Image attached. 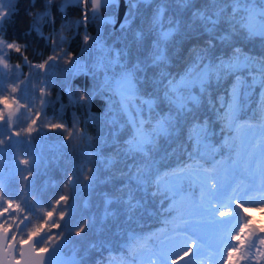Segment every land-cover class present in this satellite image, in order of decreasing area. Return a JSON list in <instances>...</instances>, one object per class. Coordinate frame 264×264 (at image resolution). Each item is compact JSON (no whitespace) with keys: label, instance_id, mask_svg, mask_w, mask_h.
I'll return each mask as SVG.
<instances>
[{"label":"trees","instance_id":"1","mask_svg":"<svg viewBox=\"0 0 264 264\" xmlns=\"http://www.w3.org/2000/svg\"><path fill=\"white\" fill-rule=\"evenodd\" d=\"M4 3L10 9L0 35L8 43L15 41L20 51L7 47L0 50V55L5 57L10 66L0 67V97L10 94L9 84H18L27 78V87L21 84L15 93L23 105L33 97H38L39 88L42 87L44 69H38L36 65L43 63L50 55L60 54L61 49L75 58L84 46L82 39L84 34L90 35L95 31V22L90 18L87 6L88 22L79 25L75 23L82 20L85 14L82 3L66 5L62 0H53L51 6L47 0H4ZM192 3L194 7L184 9L176 0H139L136 16L124 29L121 27L115 29L108 24L104 28V35L112 50L122 55L121 64L131 68L132 65L139 63L143 69L135 74L137 95L156 99V105L151 113L153 124L161 115L170 112L175 115V109L163 98L162 85L156 83L161 78L160 73H167L168 79L175 77L178 80L194 63L192 49L205 47L209 39L208 34L202 30L193 35L189 28L192 13L203 10L207 0H192ZM248 3L257 9L262 6L261 0H248ZM159 8H163L164 13L159 21L154 23ZM45 11L49 12L50 16L39 22V26L36 27L35 14ZM114 12L113 5L102 10L103 15ZM177 20L180 22L179 30L166 44L160 45L164 49L166 61L152 64L151 57L155 54L153 46L158 41L160 33L176 28ZM199 23L196 22L197 25ZM225 31H232V27L222 23L217 35ZM61 35L65 37L63 43L59 42ZM53 41H56L55 49ZM213 43L215 44L211 49L213 62H218L217 57L227 58L231 55L233 47H238L243 53L257 59L264 57V37L247 36L238 23L235 31H232L231 44L218 39ZM84 55L83 52L80 54L82 57ZM66 59L61 54L55 67H46V98L44 97L46 104L37 125L40 131L33 133L31 145L22 143L18 147H6L0 151V185L9 191L8 198L18 202L23 198L26 210H31L32 216L37 214L40 221L46 214L45 210H51L55 198L60 194L70 193L73 198L69 201L72 205L71 215L66 217L68 227L73 233L75 226L83 221H88V227L79 237L70 236L66 251L68 253L74 251L82 260L80 264H95L101 259L107 264L110 254L116 257L114 264H120L121 257L132 259L127 256V245L133 237L147 236L165 227L172 231L173 222L164 224L165 220L172 221L174 215L169 212L172 193L153 195L154 187L149 186L145 190L133 182L131 185L133 194L135 200L140 201V206L131 213L128 211V205L124 203L128 190L121 192L119 189L129 183L128 177L122 176L121 172H127L125 163H131V160L126 161L123 153L118 154L116 149L118 145L123 146V142L132 132L129 117L135 116L136 108L141 107L145 117L149 114L148 108L137 100L125 110L116 88L105 83L99 74L94 76L75 74L71 68L72 64L66 63ZM198 70L194 69L193 74ZM253 74L256 73L249 68L242 69L235 75H240L250 84ZM235 75L222 74L219 80L213 77L206 85L196 114L201 122L207 121L209 131L207 140L201 143L199 150L197 151L194 141L189 139L191 117H179L172 135L160 137L157 150L151 153L154 173L157 170L163 173L188 163L189 153L198 156L204 152L206 157L203 158L209 161V166L212 157L216 161L229 158V164L232 160H237L236 148L239 146L241 150V143L238 138L232 140L235 131L225 127V121L222 119L224 109L221 107L222 103L226 105L231 98L230 91ZM164 83H167L166 79ZM69 89L74 90L78 97L81 91L87 92L90 89L95 95L86 106L82 102H70L67 94ZM193 91L200 95L199 88ZM184 94L187 95V92ZM260 99L261 89L258 84L242 91L237 111L238 123L247 120L259 121ZM35 102L37 109L41 111L39 100L36 99ZM9 103L11 104V101ZM0 107L3 105L0 104ZM23 111L21 109V112ZM26 123L25 118L21 116L17 127H25ZM50 123H64L74 132L83 130L82 135L85 139L75 141L66 139L67 132L64 130H52L44 126ZM150 127L151 125H146V129L150 130ZM4 131L5 129L0 127V132ZM257 138L258 136L253 137L250 141V149ZM226 139L229 140L228 144H225ZM77 143L79 147L75 146ZM214 149L216 151H213ZM17 153L21 158L30 161L35 158L28 166L33 175L27 182L22 179L27 175V171H20L26 166L21 168L15 161ZM90 153L97 155H88ZM207 155H210V158ZM88 160L92 163L87 164V167L93 168L96 176L91 185L83 179V175L87 174L86 170L83 174L78 171L80 165ZM110 161L113 162L109 163ZM245 161L246 158L240 156L235 166L237 178L243 173L247 174L244 170ZM74 171L79 179L73 188L65 189L66 176L73 174ZM230 183L235 181L230 180ZM179 191L187 196L197 197L200 189L198 184H189L185 181L182 190ZM28 193L30 195H27ZM108 197L113 198V201L107 207ZM189 201H186V204ZM105 211L111 214L104 217ZM54 215L58 216V212ZM34 225L36 224H30L28 228ZM129 233H132L131 237ZM158 243V240L151 241L148 246L155 247ZM139 258L141 257L135 259L134 264H138L136 261Z\"/></svg>","mask_w":264,"mask_h":264},{"label":"snow or ice","instance_id":"2","mask_svg":"<svg viewBox=\"0 0 264 264\" xmlns=\"http://www.w3.org/2000/svg\"><path fill=\"white\" fill-rule=\"evenodd\" d=\"M51 6L53 0H47ZM75 2L82 3L85 7V14L82 20H77V25L86 24L89 20L87 15L88 3H91V18L96 19L99 16L101 8V0H64V3ZM116 0H103L105 6L115 3ZM139 2V0H134ZM178 4L184 9L194 7L192 0H176ZM262 6L257 9L254 5L249 4L248 0H207L203 10H197L192 13V23L189 25L190 31L193 35L198 34L200 30L207 33L209 39L206 41V46L203 48H194L193 65L180 76L177 80L175 77L168 79V74L161 72L160 80L156 83L162 85L164 92L163 98L175 109V115L171 112L159 116L152 123V111L156 105L155 98H144L138 96V89L136 87L137 71H142L139 63L132 65L131 68L127 65L119 64L120 53L117 51L114 61L119 65L122 71L120 72L117 84L119 86V94L121 97V104L125 110L129 106L139 100L140 104L146 105L148 108V116L145 117L141 107L136 108L135 116H130L132 132L129 138L123 142V146H117V153H123L126 161L131 160V163H125L127 172H121L122 176H127L129 183L124 185L119 191L123 192L127 189V199L124 201L128 205V211L131 213L134 209L140 206V201L135 200L134 190L131 187L134 182L138 187L147 190L149 186L155 188L153 195L157 193L167 195L172 193L171 203L169 205V212L174 213L172 221L165 220L164 224L175 222L172 228L171 235L168 234V229H158L156 233L148 234L147 236L133 237L131 242L127 245V256L121 257L120 264H134L137 257H143L145 252L148 254L150 264H205V259L209 261L211 257H205V243L202 238L195 234L189 235L190 225L194 223V217L201 212L211 215L213 220L223 227L224 231L231 232L237 227L236 224L231 223L232 218L240 216V208H244L245 203H264V57L259 59L249 56L242 52L238 47H233L231 55L224 57H217L218 62H213L211 58V49L215 47L214 40L227 44H231L232 31H235L236 24L240 25L247 36H261L264 37V0H261ZM10 7L6 6L4 0H0V33L3 32V25L9 15ZM164 9L159 8L154 23L159 21L163 16ZM34 25L39 26V22L44 21L50 16V13L45 11L43 13H36ZM101 23L112 22L104 21L102 16L99 17ZM199 21V25L196 22ZM130 21L125 20L120 25L124 29ZM172 23V21H169ZM176 28L168 31H162L159 35L158 41L154 44L155 54L151 57L152 64L165 62L164 49L160 47L161 43L166 44L171 37L179 30L180 22L177 20ZM222 23L231 25L232 31H225L223 34L217 35ZM84 49L90 47L89 41L92 39L87 33L83 36ZM60 43L65 42V37L60 36ZM97 46L100 42L94 41ZM54 49L56 41H53ZM4 47L9 49L15 48L17 52L20 47L15 41L8 43L2 35H0V50ZM63 54L67 59L66 63L76 64V58L71 54L61 49L60 54L50 55L43 63L36 65L38 69H45L47 67H55L56 62ZM207 61V63H205ZM0 64L4 68H9L7 60L3 55H0ZM200 71L193 75L194 69ZM251 68L256 74L251 75V83H247L239 73L242 69ZM222 74H234L235 80L230 91V100L225 105L221 104L224 109L225 127L235 131V136L232 140L239 138L241 133L245 130L252 133L255 137L258 130V138L255 143L251 145V149L247 153V159L244 163V170L248 174L249 183L245 182L243 175L237 178L235 166L241 156L240 147L236 148L237 160H232L229 164L228 159L222 158L216 161L212 157V162L209 166V161L204 160L203 154L193 156L189 153V162L178 165L176 168L169 169L163 173L158 170L153 171L154 161L151 153L157 150L158 140L160 137L170 136L173 130L177 127L179 117L190 116L191 122L189 125V139L194 141L197 151L201 143L208 138L207 121L201 122L196 114V109L201 104V96L206 91V85L210 83L211 79L215 77L217 80L221 78ZM167 83H164V80ZM24 84L27 87V78L18 84H9L8 88L11 90L10 94L0 97V127L4 128V132H0V151L6 147H18L22 143L31 145L33 140V133L40 131L37 127L39 118L42 112L36 107V99L39 100L42 108L46 101L44 99L45 88H39V96L33 97L28 103L20 104L19 99L15 93L20 85ZM259 85L261 89V99L259 107V122L253 123L245 121L237 122V111L239 108V99L242 91L245 88H252ZM35 88V86H33ZM199 88L200 95H197L193 90ZM187 92V95L184 93ZM95 92L88 90L81 91L77 102H82L86 106L91 103ZM223 101V98H221ZM11 101V104L9 103ZM211 103V100H209ZM21 109L24 111L21 112ZM19 114V115H18ZM21 116L27 121L25 127H17L21 121ZM146 125H151L150 130L146 129ZM52 130H64L67 132L66 139L78 140L85 139L82 135L83 130L74 132L73 129L66 127L64 123H50L44 125ZM75 125H73V128ZM23 137V139H18ZM91 139V138H87ZM229 140H225L228 144ZM79 147L77 143L75 145ZM207 146V145H206ZM213 151H216L215 149ZM88 155H97V153H90ZM140 158L139 160L137 158ZM19 163L26 166L20 171H27V175L23 176V181L27 182L33 175L30 163L34 162L29 159H24L17 153ZM110 161L109 163H112ZM92 163L88 160L85 164L80 165L78 171L83 174L86 170L87 174L83 175V179L91 185L92 181L96 179L93 168L87 167V164ZM254 166V171H253ZM258 177L259 182H255ZM79 177L76 171L71 175L66 176L65 189L73 188ZM230 180L235 183H230ZM187 181L189 184H198L199 196L192 200L190 196L182 193V186ZM230 189V190H229ZM250 192H255V196L249 195ZM242 194V195H239ZM27 195H30L28 193ZM9 197V191L5 190L3 185H0V264H11L12 260H16V264H68L60 258L62 248L69 240L71 235L79 237L81 233L86 231L88 221L75 226V232L68 227V220L66 217L71 215L70 209L72 205L69 201L73 198L70 193L60 194L55 198L51 205V210H45V216L40 223L34 225L32 228H27L26 221H30L32 216L31 210H26V205L21 201H17ZM178 197V198H177ZM247 197L245 203L241 200ZM191 200V205H187L186 201ZM135 201V202H134ZM107 200L106 204L111 203ZM62 209V210H59ZM58 212V216L54 213ZM23 214V219L20 215ZM105 211V216L110 215ZM228 218V219H221ZM63 222V226H62ZM15 224V230H13ZM21 224H25L27 228V235L21 229ZM230 225V226H229ZM244 227H248L245 223ZM57 229L58 231H53ZM241 233L243 228L240 229ZM264 231V230H261ZM17 232L20 233L17 239ZM233 239L238 243L235 245L225 244L224 247L228 249V259L231 264H241V261H248L251 259H264V249L260 245H264V235H258L255 229H251L247 233L246 241L241 240L239 235L233 236ZM158 240L159 243L155 247H149L151 241ZM257 241L259 243H257ZM96 247V245H92ZM255 249V253L252 252ZM16 253L19 259H16ZM233 253H238L235 259H232ZM175 257V259L173 258ZM116 257L111 254L107 258V264H114ZM73 264H80L79 261H74ZM95 264H105L103 259L97 260Z\"/></svg>","mask_w":264,"mask_h":264},{"label":"rangeland","instance_id":"3","mask_svg":"<svg viewBox=\"0 0 264 264\" xmlns=\"http://www.w3.org/2000/svg\"><path fill=\"white\" fill-rule=\"evenodd\" d=\"M119 63H121V60L119 59ZM118 66V65H117ZM0 67H2V64H0ZM119 90V87H117ZM249 95V93H248ZM249 122L258 123L259 121H251L247 120ZM258 130L256 136H258ZM255 136V137H256ZM253 135L251 132L245 130L241 133L239 139V142L241 143V157H245L247 159V153L250 150V141L253 139ZM210 158V155H207ZM203 157H206V154L203 152ZM20 167H23L22 164L19 163V160L16 161ZM254 170V166H253ZM243 178L245 179L246 183H249L248 175L243 173ZM232 181V180H231ZM255 182L258 183L259 179L258 177L255 178ZM179 191V190H178ZM242 195V194H239ZM249 195L255 196V192H250ZM192 200H195L197 197H191ZM247 200V197H244L241 202L245 203ZM191 200L187 203V205H191ZM240 216L238 218H232L231 223L236 224L237 227L234 228L231 232H227L223 230V227L219 224H217L211 215L208 213L201 212L198 215L194 217V223L190 225V231L189 235L195 234L199 238H202V240L205 243V250L204 254L205 257H211V260L209 261L207 258L205 259V264H231V261L228 259V249L224 247V245L230 244L235 245L238 243L237 240L233 239V236L239 235L241 240L246 241L247 233L251 229H255L258 235H264V203H245L244 208L238 209ZM210 218L211 221L208 219ZM221 219H228V218H221ZM245 223H247L248 227H244ZM230 226V225H229ZM243 228V232L241 233L240 229ZM171 235V233H169ZM257 243H259L257 241ZM68 244H66L62 248V254H68L66 251V247ZM262 249H264V245H260ZM252 252L255 253V249H252ZM238 255V253H233L232 259H235V257ZM175 259V257H173ZM142 261L140 264H150L148 259V254L145 252L144 256L141 257ZM241 264H258L257 259H251L248 261H241ZM259 264H264V259L259 260Z\"/></svg>","mask_w":264,"mask_h":264},{"label":"built area","instance_id":"4","mask_svg":"<svg viewBox=\"0 0 264 264\" xmlns=\"http://www.w3.org/2000/svg\"><path fill=\"white\" fill-rule=\"evenodd\" d=\"M91 40L88 42L90 47L87 49L90 52V59L86 64L80 61L76 65V72L79 74H93L95 71H101L103 78L106 81L113 82L119 79L120 72L118 74H112L109 69L115 65L114 61L116 56L111 55V50L106 40L101 36V33L97 31L91 36ZM99 41L100 46H97L94 41ZM72 100L75 99L73 95H70Z\"/></svg>","mask_w":264,"mask_h":264},{"label":"water","instance_id":"5","mask_svg":"<svg viewBox=\"0 0 264 264\" xmlns=\"http://www.w3.org/2000/svg\"><path fill=\"white\" fill-rule=\"evenodd\" d=\"M64 3V0H62ZM66 5H77L79 3H75V2H69V3H65ZM89 4L91 5V3L89 2ZM113 5L115 7V12L113 14H109V15H103L102 14V9L108 6ZM137 8H138V4L137 2H134V0H116L115 3L109 4L107 6H105L103 4V0H101V8L99 10V16L95 19L98 23L100 28H103V26L105 24H108L110 26H113L115 29H117L118 27H120V25L122 23L125 22V20L131 21L137 12ZM100 16H102L104 18V21H109L111 20L112 22L108 23H101L100 20ZM200 71V69L198 71H196L194 73V75H196L198 72ZM18 139H22V138H18ZM107 200H111L112 198H107ZM109 204H106V206H109ZM26 223V222H25ZM25 226V224H21V228H23ZM131 236V234H130ZM67 243V242H66ZM60 258L64 261H67L68 264H73L74 261H79L80 259L76 256V254L74 252H72L69 255H64V254H60ZM11 264H16V260H12Z\"/></svg>","mask_w":264,"mask_h":264},{"label":"flooded vegetation","instance_id":"6","mask_svg":"<svg viewBox=\"0 0 264 264\" xmlns=\"http://www.w3.org/2000/svg\"><path fill=\"white\" fill-rule=\"evenodd\" d=\"M40 222H41V221H40L38 215L35 214L34 216H32V217L30 218V221L28 222V224H38V223H40ZM24 232H25V236H26L27 231H24ZM19 236H20V235H19ZM18 239H19V237H18Z\"/></svg>","mask_w":264,"mask_h":264}]
</instances>
